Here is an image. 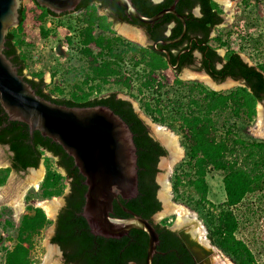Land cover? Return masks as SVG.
I'll use <instances>...</instances> for the list:
<instances>
[{
	"label": "trees",
	"instance_id": "trees-1",
	"mask_svg": "<svg viewBox=\"0 0 264 264\" xmlns=\"http://www.w3.org/2000/svg\"><path fill=\"white\" fill-rule=\"evenodd\" d=\"M33 1L41 9L36 18L40 23L41 35L46 37L54 31L53 27L46 25L48 21H53V13ZM94 1L100 5L106 4L105 0H82L78 5V8L85 9L83 14H86L80 18L78 48L80 56L87 60L84 77L79 82L70 86L61 83L46 90L48 85L44 81L43 71H32L30 77L23 75V69L28 67L33 54L27 49L28 43L23 37L25 12L22 7L19 9V24L6 34L4 54L18 67V73L24 76L39 96L66 106L105 105L128 124L136 146L138 194L130 199H118L126 208L153 221L152 216L161 209V202L157 198L159 186L155 180L157 164L166 150L150 136L146 124L130 101L118 97L115 92L97 95L112 81L128 89L146 116L155 123L168 126L179 136L184 157L175 164L170 177L174 200L198 213L208 230L207 236L211 243L235 264H257L249 247L236 236L239 220L234 209L248 194L264 193V139L250 135L247 130L255 121L257 102L264 99V61L257 65L248 64L220 35L213 38L217 42L216 47L210 44L211 31L223 21L221 6L216 1L178 0L176 11L184 16L186 23L183 38L195 36L204 43L199 46L193 41L192 44V50L198 49L205 53L202 67L218 80L231 76L243 79L246 86L215 91L201 82H185L179 78L174 79V86H168L161 76L163 70L168 68L164 53L157 52L153 47L148 49L138 46L116 35L106 17L97 15L96 7L90 5ZM173 1L132 0L136 9L147 17L168 7ZM249 1L242 0L246 5ZM113 6L120 19L127 20L123 15V7L117 4ZM195 7L199 8L198 15L193 13ZM133 21L153 31L151 24L141 23L134 18ZM169 22H174V25L170 34L164 36L165 26ZM152 25L159 28L158 35L152 34L154 40L157 37L171 40L182 31L180 19L171 13H165ZM99 30L101 33L97 34ZM106 31L112 35H105ZM181 42L167 45L172 63H175L177 52L173 54L171 50L177 49ZM116 44L126 46V49L112 50ZM218 47L225 48L224 55L217 54ZM192 50L181 55L182 65L192 64ZM128 51L134 54L133 59L139 54L133 67L141 66L144 71V75L138 78L135 93L131 91L132 84L110 79L114 70L109 69L119 65L117 62L120 57L116 55ZM220 61H224L221 67L215 68L213 63ZM0 144L8 145L12 152L11 165L0 168V185L12 170L24 171L28 167H38L44 153L50 154L55 167L64 170L65 174L61 177L56 169L51 168L50 159L45 157L46 171L40 183L39 196L43 199L62 195L65 188L63 179L68 180L69 193L57 218L56 233L51 237V242L63 250L66 263L145 264L148 242L145 231L131 229L120 238L96 236L90 232L85 218L80 214L86 191L84 177L60 144L42 136L37 130L31 135L26 123L8 120L1 106ZM211 172L221 176L225 192V199L218 203L209 198L207 178ZM111 215L129 216L116 200L113 201ZM53 222L41 207L27 205L15 234L6 237L11 246L4 248L3 264H33L31 252L34 239ZM170 222L165 217L154 224L159 242L152 264H193L190 252L183 246L178 234L168 228ZM13 225L7 220L4 229Z\"/></svg>",
	"mask_w": 264,
	"mask_h": 264
},
{
	"label": "water",
	"instance_id": "water-1",
	"mask_svg": "<svg viewBox=\"0 0 264 264\" xmlns=\"http://www.w3.org/2000/svg\"><path fill=\"white\" fill-rule=\"evenodd\" d=\"M35 1L39 6L45 7L53 13L72 11L80 2V0ZM177 1L174 0L168 7L147 17L136 9L132 0H117L118 4L124 8L128 18H135L144 24H153L165 13H171L179 18L182 23L181 33L174 39L162 41L164 44L178 42L186 32L185 18L175 8ZM20 7H22L21 0H0V106L8 120L26 123L31 135L35 130L39 131L42 136L60 144L64 151L73 158L74 165L84 177L83 183L86 185L81 215L85 218L90 232L106 238H120L131 229L145 231L148 236L145 264H152L153 255L157 252L156 246L159 242L158 233L154 227V223L157 222L155 217L169 208L166 197L168 187L165 182L166 159L172 160V173L174 165L184 157V153L177 157L174 150L164 144L153 131L152 126L156 123L141 117L150 136L166 150V154L161 156L158 161V172L155 177L159 186L157 198L161 202V209L152 216L153 221H149L121 204L119 197L130 199L138 194L137 154L133 133L128 124L105 105L66 106L56 104L36 94L24 76L18 73L17 66L3 52L8 30L19 24ZM163 51L168 64L173 67L169 52ZM217 51L221 55L224 53L222 48ZM241 57L247 63L254 65L244 55ZM199 72L213 81L204 71ZM23 74L29 77L25 69H23ZM236 85L244 86L242 82H238ZM209 87L218 91L216 88ZM116 94L118 97L129 99L136 111L134 101L125 95ZM5 148L9 150L8 145ZM9 153L12 154L10 150ZM7 166H10L9 162L0 165V168ZM36 169L37 167L26 168L33 174ZM114 200L129 216L115 217L111 215ZM181 228L195 237L189 224L178 227L174 221L170 227L172 230ZM196 238L202 247L209 249L199 241L198 236ZM207 240L210 242L209 239ZM49 242L51 245L53 244L50 239ZM188 248L198 264H201L199 261L203 255L202 248L199 246H188ZM210 250L213 252L212 248Z\"/></svg>",
	"mask_w": 264,
	"mask_h": 264
},
{
	"label": "rangeland",
	"instance_id": "rangeland-1",
	"mask_svg": "<svg viewBox=\"0 0 264 264\" xmlns=\"http://www.w3.org/2000/svg\"><path fill=\"white\" fill-rule=\"evenodd\" d=\"M214 1H216L221 6L222 9L221 15L223 21L211 31L210 44L216 47L217 42L213 40V38L220 35L223 40H228V42L230 43V47L237 50L240 55H244L254 65H257L258 63H262L264 61V0H250L249 4L247 5L244 4L242 0H229L232 3L230 8H228L226 4L221 0H214ZM21 3H22V8L24 9L25 12V19L22 23V29L24 31L23 37L28 43L27 49L28 50L30 49V51L33 54V59L29 61L28 67L24 68L27 75L30 77L32 71L33 72L40 70L43 71L44 81L48 85L46 90H48L49 87L53 85H59L61 83H65L70 86L71 84L79 82V80L84 77L83 71L85 69V66L87 65L86 63L87 60L80 57V53L78 51V44L76 42L78 37L77 31L81 25L80 16L82 15V12L78 13L80 16H78V14L77 15L70 14L67 15L66 18H61L62 20L59 19V21L61 20V22L58 23L61 24V26L60 27L59 25L56 26L52 33H49L46 37H43L40 32V23L36 18V16L40 13L41 9L35 5V2L33 0H21ZM96 13L99 16H103L100 15L97 10ZM48 23L49 22H47L46 24L47 27H51L52 24L48 26ZM114 27L116 28V32L114 31L116 35L121 36L124 39H126L127 37L126 40H128V38L130 39V37L124 35L119 30L120 27H126V26L122 24H116ZM96 33L99 34L100 30L96 31ZM135 33L136 32H134V34ZM68 37H71L74 42L72 43L73 45L71 47V49H73L74 56L72 57V59L70 58L69 60L59 61L58 59L55 58L53 47L56 42H59L61 39L65 40ZM134 41H137L138 44H141L143 46L146 45V43L142 42V37L141 40H134ZM220 48H222L225 53V48L218 47L217 49ZM138 68L140 67H136V69ZM186 72H192V71H190L187 67H185L183 68L182 72L177 75L174 73V71L171 68H167L165 71L161 73V76L164 77L165 84L167 83L168 86L173 85V81L175 78H179L185 82L198 81V79L196 80V78H190L184 76ZM138 82L139 80L132 83L133 85L131 88L132 93L136 92L135 89L136 86L138 85ZM198 82L204 84L203 81L199 80ZM224 83L227 84L224 85ZM204 85H206V83ZM217 85H221L220 87H217L218 91H226L237 86L236 82L229 81L228 79L222 82L221 84H217ZM206 86L209 87L210 85L208 86L207 84ZM110 92L119 93L129 97L132 101L135 102L136 112L138 113V115L142 117L144 120L145 119L151 120L148 116H146L142 112L138 102L135 101L133 97L129 94V90L119 83H115L113 81L109 82L107 85H105V87H103L102 91L97 95L102 96ZM259 109H261L262 112L264 113V104L261 105L257 103L255 121L252 125L248 127L247 130L250 135L256 138L264 139L263 137H259L253 134L254 131L253 127L255 126V123L257 121ZM8 157L9 154L6 148L0 145V165L7 163ZM45 157H48L50 159L51 168L56 169V171L61 175V177L64 176L65 174L63 169L55 167L50 154L44 153L36 169V171L40 169L42 170L41 178L37 179L39 180L38 181L39 187H40V183L44 178L46 171V164L44 161ZM30 174L31 171L29 170H24L20 172L11 171L6 181L2 185H0V264H3L4 248L11 246V242L6 237L9 234L10 235L15 234L16 227L19 224L21 215L26 212L27 205L41 207L37 204L38 201L51 200L53 198H56L57 201L59 202L57 206L58 208L62 204V199H63L62 195H64L68 191V180L63 179L65 183V188L62 195L41 199L39 196L40 193L39 187L36 188L32 186L30 184L31 182L26 179ZM171 174L172 173L170 171L168 173L169 180ZM207 180L210 186L209 198L214 203L223 201L225 199V192L222 188L221 176L217 172H211L208 174ZM170 194H171V200L173 202L179 203L174 200L172 184L170 188ZM15 198H18L19 200L18 204L14 203ZM190 210L194 211L197 214V217L200 220L201 224L205 227L206 238L204 237V240L202 242L207 244V242L204 241L205 239L208 238L207 236L208 230L206 226L203 224V220L199 217L198 213L195 210L192 209ZM234 212L239 220V227L236 232V236L239 239L243 240L245 244L249 247L252 254L254 255L256 263L264 264V193L255 192L248 194L244 198L243 202L234 209ZM47 217L53 221L55 217V213L51 216L47 215ZM165 217L166 218L168 217L169 221H171L169 223V227H171L174 221L176 220V217L172 213H166V214L161 213L155 217V221L159 222ZM7 220H10L14 225L7 226L4 229V223ZM52 224L53 223H50L48 226H46L40 232V234H38L34 239V248L32 249L31 252L32 257L34 259L33 264H64L61 260L58 247L55 244L51 245L49 242L52 233ZM198 237H200V239L203 238V236H200L199 233H198ZM209 245L213 248L212 249L213 252L211 251V255L213 254L212 257L214 260L215 250L213 246L215 245H213L211 241ZM215 248L221 251L218 247L215 246Z\"/></svg>",
	"mask_w": 264,
	"mask_h": 264
},
{
	"label": "flooded vegetation",
	"instance_id": "flooded-vegetation-1",
	"mask_svg": "<svg viewBox=\"0 0 264 264\" xmlns=\"http://www.w3.org/2000/svg\"><path fill=\"white\" fill-rule=\"evenodd\" d=\"M81 1L82 0H80V2ZM105 3H106L105 5L104 4L100 5L98 2L94 1V2L90 3V5L93 4L96 7V10L98 11V13L100 15H103V16L106 17V20L111 24L110 26H111L112 31L116 32V28L114 27L116 24H122V25L126 26L125 28L128 27L127 29L130 32H133V34H134V32H136L134 35H136L138 37H142V42L146 43V45L143 46L141 44H138L137 41H134V40H141V39H133V38L129 39L128 38V41H130L131 43L137 44L138 46H141V47H146L148 49H151L153 47L159 53H164L163 50H167L169 52L167 45H170V44H164L162 42V41H164V39H162V37H157V39H155V40L151 38L152 34L158 35L157 34L159 32V30H158L159 28L158 27H154V25L151 24V30H153V31L150 32L146 28V26L136 23L135 21H133V18H128L127 15L125 14V12H124L123 15L127 17V20H125L123 18L120 19V15H118V13H116V11H114V10H116V8L113 6L114 4H117L118 6H120L118 4L117 0H105ZM78 5L72 11H67V12H62V13H55V12L53 13L52 12L53 14L51 15V18H52L53 21H52V23L50 21H48L49 23L52 24L51 27L55 28L58 25L60 27L61 24H59L58 22H61V20H62L61 18H66V16L70 15V14H76L77 15L78 13L82 12V15L80 16L78 14V16H80V18L85 16L86 14H83V12H85V9L84 8H78ZM193 13L195 15H198L199 14V8L198 7L193 8ZM59 19H61V20L59 21ZM173 25H174V22H169L165 26V30L163 32L164 36H167V35L170 34V30L173 27ZM100 33H101V31H100ZM105 33H106L107 36H111L112 35L110 31H106V32H104V34ZM183 37H184V35H183ZM183 37L178 41V42L182 41L181 44L179 45V47L177 49H172L171 50V53H173V54H175V52H177V56H176V59H175V63L171 62V57H170V62H171V65L173 67H170V65L168 64V68H171L174 71L175 74H177V75L180 74L182 72L183 68L187 67L192 72L201 73L199 71H204L206 74H208L212 78L213 81L216 82V84H221L222 82L226 81L227 79L228 80L231 79L229 81L236 82V84L238 82H242L244 84V87L246 86L245 81L243 79H234L231 76H226L222 80L216 79L205 68L202 67V63H203V60L205 58V56H204L205 53L201 52L198 49L192 50L193 41H194L195 45H199V46H202V44H204V43L199 42L198 38L195 37V36H186L185 38H183ZM126 39H127V37H126ZM182 39H184V40H182ZM76 42L78 44V37H77ZM72 43H74V42H73L71 37H68L65 40L61 39L59 42H56L54 47H53L55 58L58 59L59 61L69 60L70 58L72 59V57L74 56L73 55V49H71V47L73 45ZM154 43H155V45H154ZM122 49H126V46H119V44H116L114 47H112V50H122ZM191 50H192L191 53H192V57H193L192 64L182 65L181 64V58H180L181 55L183 53H187L188 51H191ZM78 51H79V48H78ZM169 54H170V52H169ZM217 54L222 56L218 51H217ZM133 55L134 54L131 51H128L125 54L122 53V54L116 55V56L120 57V59L117 62L119 65L118 66L115 65L112 69H109V71L114 70V73L110 74V79L111 80L123 81V82H128V83L132 84L133 82L137 81L138 78H140V77H142L144 75V71L142 70L141 66H137V67H140L138 69H136V67H133V63L136 60L135 58H139L140 57L139 54H137V56L133 59ZM164 55L166 57L165 53H164ZM80 57L83 58L82 56H80ZM223 62L224 61L214 62L213 64L215 65V68H220L221 65L223 64ZM166 69H164L163 71H165ZM201 74H203V73H201ZM237 86H242V85H237ZM126 100L130 101L129 99H126ZM257 103H259L261 105L264 104V99L260 100ZM132 106H133V104H132ZM133 108H134V106H133ZM0 145L3 146V147L7 146L6 144L5 145L4 144L3 145L0 144ZM6 150H7L8 154H9L8 162L11 165L10 156L12 154L9 153L8 149H6ZM12 171H14V170H12ZM68 193H69V187H68V191L63 196L62 204L55 211V217H54V220H53L54 222L52 224L51 237L54 236L55 233H56V230H57V218H58L62 208L65 206L66 196H67ZM80 214H81V212H80ZM156 223L157 222H155L154 224H156ZM168 228L170 229V227H168ZM170 230L174 231V232H176L178 234V236L180 237V239L182 241L183 246L189 252H190V250H189L188 246H199V247L202 248L203 255H202V257L200 258V261H199V262H201V264H216L215 261L213 260L212 255H211V250L202 247V245L198 242V240L196 238L197 236L193 237L191 235V233L188 232V231H185L184 228H181L179 230H172V229H170ZM51 237H50V241H51ZM53 244H55L58 247L62 262L64 264H73V263H66L65 260H64L63 250L61 249V247L58 244H56V243H53ZM190 255L192 257L193 264H198V261L194 258V256L192 255L191 252H190ZM180 259H181V257H180ZM74 264H76V263H74Z\"/></svg>",
	"mask_w": 264,
	"mask_h": 264
},
{
	"label": "bare ground",
	"instance_id": "bare-ground-1",
	"mask_svg": "<svg viewBox=\"0 0 264 264\" xmlns=\"http://www.w3.org/2000/svg\"><path fill=\"white\" fill-rule=\"evenodd\" d=\"M221 1L224 2L228 8L231 7L232 3L229 0H221ZM119 30L124 35H126L130 38L141 39V37L134 35L133 32H130L125 27H120ZM184 76H187L190 78H196V79L203 81L204 83L210 85L212 88L217 89V87L221 86V85H217L216 83L212 82L207 76H205L204 74H201V73L198 74V73H194V72H186L184 74ZM226 84L227 83H224V85H226ZM253 128H254L253 129L254 135L264 138V113L262 112L261 109H259L258 118H257V121H256L255 126ZM152 129L164 144L168 145L170 148H172V150H174L177 157H180L181 155H183L184 151H183L182 146L178 142V136L176 135V133H174L171 129H169L165 125H161V124L153 125ZM172 166H173L172 160L170 158H167V160H166L167 171L165 174V182H166L167 187H168V190L166 191V197H167L168 202H169V208L166 211L162 212V214L172 213L176 217L175 225L178 227L189 224L191 232L193 234H195V236H198V233H199L200 236H203V238L201 237L202 239H200V237H198V239L203 241L204 237L206 235V229L201 224L200 220L197 217V214L194 211H191L186 206L181 205V204L176 203V202H173L171 200V194H170L171 184H170L168 173L171 171ZM41 176H42V170L40 169L38 171H35L34 174L31 172V174L26 179L31 182L30 184L32 186L37 188L38 187V181H39L37 179L41 178ZM18 202H19L18 198H15L14 203L18 204ZM58 203L59 202L57 201L56 198H53L51 200H42V201L37 202V204L39 206H41V208L43 210H45V212L49 216H51L55 213V210L57 209ZM38 205H36V206H38ZM207 239H205V241H204V242H207V244L201 242L200 240L199 241L201 243L205 244L206 246H208L209 248H212L209 245L210 242H208ZM214 250H215L214 261L216 264H234L225 254H223L217 248L214 247Z\"/></svg>",
	"mask_w": 264,
	"mask_h": 264
},
{
	"label": "built area",
	"instance_id": "built-area-1",
	"mask_svg": "<svg viewBox=\"0 0 264 264\" xmlns=\"http://www.w3.org/2000/svg\"><path fill=\"white\" fill-rule=\"evenodd\" d=\"M51 23H48V26L50 25Z\"/></svg>",
	"mask_w": 264,
	"mask_h": 264
}]
</instances>
